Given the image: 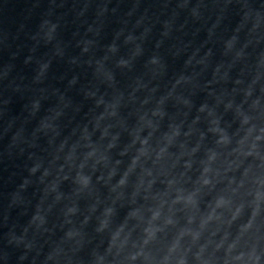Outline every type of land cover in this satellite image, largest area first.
Returning a JSON list of instances; mask_svg holds the SVG:
<instances>
[{"label": "clouds", "instance_id": "clouds-1", "mask_svg": "<svg viewBox=\"0 0 264 264\" xmlns=\"http://www.w3.org/2000/svg\"><path fill=\"white\" fill-rule=\"evenodd\" d=\"M260 2L264 4V0ZM189 15L196 22L201 19L198 10ZM221 23V19L213 21L212 28ZM44 26V39L51 43L58 25L45 21ZM260 27L259 13H241V19L223 42V53L234 54L233 64L245 59L249 46L245 43L237 49L241 33L256 32ZM148 31L145 29V34ZM170 32L171 25L166 22L162 35ZM122 34L117 33L115 39ZM115 39L107 46L106 55L95 61L94 73L108 88L117 83L114 72L105 67L109 57L119 51ZM135 40L131 33L124 37L125 44H134ZM90 45L91 41H86L81 52L86 54ZM142 52L141 46L135 44L127 59L115 60V68L130 71ZM197 55L194 52L184 61L185 68L206 66L212 52L207 49L200 60H196ZM146 63L153 78L165 68L157 55ZM49 67L50 62L40 65L37 80ZM221 67L214 66L213 79L204 82L212 104L195 106L188 96L178 93L179 88L196 87L194 75L181 73L172 80L166 95L156 99L154 107L146 108L158 88L137 81L128 94V103H135L138 92L146 90L148 96L139 101L131 128L120 112L125 107L123 92H117L110 100L105 99V94H98V89L85 93L100 111L61 139L52 162L59 161L63 153V163L56 167L45 193L59 204L65 199L59 183L71 179L73 198L87 197L91 203L88 214L78 223L74 221L80 215L78 199L65 206L60 244L44 257L43 264H264V85L257 88L264 79V55H259L254 68L239 69L230 81V98L225 93L217 94L212 87L213 82H229L232 65L224 72ZM76 83L77 78L73 77L69 86ZM235 96L240 97L239 102ZM168 100L178 107L177 117L182 118L169 117L164 107ZM193 107L196 115L189 122ZM39 108V102H34L32 114ZM229 113L230 122L225 121ZM63 116L60 109L42 118L37 131L51 134L54 142L61 136L57 122ZM202 122L203 130L197 127ZM124 132L129 139L121 146ZM71 137L75 139L69 142ZM18 138L19 134L13 137ZM209 138L211 144L206 145ZM41 168V164H33L28 175L40 172L39 181L44 183L52 173ZM28 183L27 179L22 181L20 190H25ZM97 186L106 189L107 196L101 198ZM17 198L14 196L13 202ZM122 208L126 211L121 217ZM47 223V216L40 211L29 220L36 232L47 233ZM90 224H94L92 232L98 240L87 238ZM26 235L27 229L20 237L9 240L10 244L23 245L20 261L26 260L34 248V241H26ZM89 245L87 257L80 256Z\"/></svg>", "mask_w": 264, "mask_h": 264}, {"label": "water", "instance_id": "water-1", "mask_svg": "<svg viewBox=\"0 0 264 264\" xmlns=\"http://www.w3.org/2000/svg\"><path fill=\"white\" fill-rule=\"evenodd\" d=\"M112 6L113 0H0V264H43L44 257L60 244L65 206L78 199L76 223L85 214L87 197L73 198L71 179L59 183L65 196L59 204L46 195L45 186L63 163V153L59 161L52 162L61 139L100 111L85 93L96 89L98 94L104 93L94 68L109 45ZM45 21L58 25L51 43L44 39ZM86 41L91 45L83 54ZM45 62H50V67L37 80L39 67ZM73 77L77 83L69 86ZM37 101L40 108L33 115L32 105ZM60 109L64 111L57 122L61 136L52 142L51 134L37 129L42 118ZM15 134H19L16 140ZM72 139L75 137L69 142ZM37 163L42 165L41 171L48 168L52 173L44 183L39 181L40 172L28 175V168ZM25 179L29 183L21 191L19 186ZM14 196L18 197L15 202ZM36 211L47 216V233L29 226ZM25 229V240L34 241V248L20 261L23 245L10 244L9 240L20 237Z\"/></svg>", "mask_w": 264, "mask_h": 264}]
</instances>
